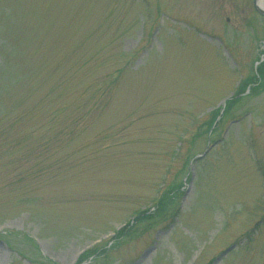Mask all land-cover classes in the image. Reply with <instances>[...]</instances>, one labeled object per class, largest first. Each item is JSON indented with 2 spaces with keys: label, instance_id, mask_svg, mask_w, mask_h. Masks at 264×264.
<instances>
[{
  "label": "rangeland",
  "instance_id": "1",
  "mask_svg": "<svg viewBox=\"0 0 264 264\" xmlns=\"http://www.w3.org/2000/svg\"><path fill=\"white\" fill-rule=\"evenodd\" d=\"M263 41L253 0H0V264H79L176 183L84 264H264Z\"/></svg>",
  "mask_w": 264,
  "mask_h": 264
},
{
  "label": "trees",
  "instance_id": "2",
  "mask_svg": "<svg viewBox=\"0 0 264 264\" xmlns=\"http://www.w3.org/2000/svg\"><path fill=\"white\" fill-rule=\"evenodd\" d=\"M259 60L260 58L257 61ZM250 86H252V90L254 89L257 92L261 89H264V61L259 65L257 72L253 73L250 77L245 79L238 92L237 97L245 95ZM218 116L219 112L216 111L211 121H209V123L207 124L208 131L212 129ZM168 188L170 189L165 191L155 201L151 208L138 212L133 222L128 223L124 228L116 232L115 237L112 239L113 244L110 248H107V246L97 247V249H92L91 251L84 253L79 258V264H82L92 258L93 259L91 262H94L96 259L98 260L100 258H104L102 257V255L107 256L110 250L119 247L128 240H133L137 237H141L147 233H151L154 230L161 229V227H164L165 230H168L172 225H175L177 220L180 218V206L182 196L184 194L183 185L182 183H176L175 185L169 186ZM254 232L255 231H252L247 235L249 243L252 242L251 236L254 234ZM27 239L29 240V238ZM215 259H213L209 264H213ZM47 261L49 264H55L52 261Z\"/></svg>",
  "mask_w": 264,
  "mask_h": 264
},
{
  "label": "water",
  "instance_id": "3",
  "mask_svg": "<svg viewBox=\"0 0 264 264\" xmlns=\"http://www.w3.org/2000/svg\"><path fill=\"white\" fill-rule=\"evenodd\" d=\"M254 7H255V10L261 15L264 17V7H260L258 5V0H254ZM236 248V245H233L232 247H230L228 250H226L222 255L221 257L218 259L217 262H219L224 256H226L231 250L235 249ZM152 250V249H151ZM149 250V252L151 251Z\"/></svg>",
  "mask_w": 264,
  "mask_h": 264
},
{
  "label": "bare ground",
  "instance_id": "4",
  "mask_svg": "<svg viewBox=\"0 0 264 264\" xmlns=\"http://www.w3.org/2000/svg\"><path fill=\"white\" fill-rule=\"evenodd\" d=\"M258 5L260 7H264V0H258Z\"/></svg>",
  "mask_w": 264,
  "mask_h": 264
}]
</instances>
